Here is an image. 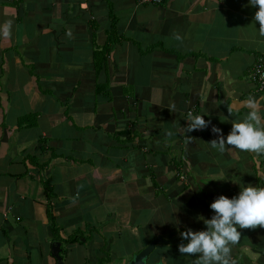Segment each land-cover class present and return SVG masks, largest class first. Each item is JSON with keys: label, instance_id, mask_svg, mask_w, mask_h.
I'll return each mask as SVG.
<instances>
[{"label": "crops", "instance_id": "0c3cea01", "mask_svg": "<svg viewBox=\"0 0 264 264\" xmlns=\"http://www.w3.org/2000/svg\"><path fill=\"white\" fill-rule=\"evenodd\" d=\"M256 10L0 0V25L13 22L0 35V264H60L56 243L62 264H128L158 235L180 244V230L206 227L198 214L219 194L264 184V154L218 152L211 125L184 133L189 111L207 112L226 137L264 95ZM241 233L237 264H264V227ZM179 244L147 264H195Z\"/></svg>", "mask_w": 264, "mask_h": 264}, {"label": "clouds", "instance_id": "9594fccd", "mask_svg": "<svg viewBox=\"0 0 264 264\" xmlns=\"http://www.w3.org/2000/svg\"><path fill=\"white\" fill-rule=\"evenodd\" d=\"M247 2L257 8L254 21H259V34L264 36V0ZM12 23L8 20L0 25V35L10 36ZM176 38L182 39L179 33ZM245 103L248 111L241 118L232 120V128L226 137L219 125L205 118L207 112L189 111L185 117L188 123L184 133L211 125V131L218 136L210 141V145L218 152L238 148L264 154V95H251ZM238 110V105L229 108L230 113ZM210 208L213 210L211 217L198 214V219L206 225L201 229L188 226L180 230L181 221L177 218L175 224L181 236L179 251L192 256L195 254V264H237L233 246L241 240V229L264 227V184L240 185V191L232 196L221 193L211 201Z\"/></svg>", "mask_w": 264, "mask_h": 264}, {"label": "water", "instance_id": "95a60500", "mask_svg": "<svg viewBox=\"0 0 264 264\" xmlns=\"http://www.w3.org/2000/svg\"><path fill=\"white\" fill-rule=\"evenodd\" d=\"M179 244L177 238L166 239L161 235L156 236L146 247H144L141 251H139L134 258L128 264H147V259L150 254L154 251L158 244ZM53 254L61 260L60 264H62V257L60 255V243L54 244Z\"/></svg>", "mask_w": 264, "mask_h": 264}, {"label": "built area", "instance_id": "2783aa9c", "mask_svg": "<svg viewBox=\"0 0 264 264\" xmlns=\"http://www.w3.org/2000/svg\"><path fill=\"white\" fill-rule=\"evenodd\" d=\"M165 0H141L142 3L161 4ZM251 78L256 82L258 91H264V55L258 56L251 70ZM182 178H185L183 175Z\"/></svg>", "mask_w": 264, "mask_h": 264}, {"label": "trees", "instance_id": "16d2710c", "mask_svg": "<svg viewBox=\"0 0 264 264\" xmlns=\"http://www.w3.org/2000/svg\"><path fill=\"white\" fill-rule=\"evenodd\" d=\"M75 239V238H74ZM74 239H72V240H74Z\"/></svg>", "mask_w": 264, "mask_h": 264}]
</instances>
